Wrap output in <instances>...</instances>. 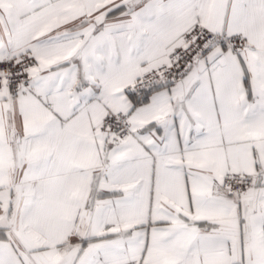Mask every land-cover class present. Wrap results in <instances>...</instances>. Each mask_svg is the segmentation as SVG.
I'll use <instances>...</instances> for the list:
<instances>
[{
	"label": "snow or ice",
	"instance_id": "obj_1",
	"mask_svg": "<svg viewBox=\"0 0 264 264\" xmlns=\"http://www.w3.org/2000/svg\"><path fill=\"white\" fill-rule=\"evenodd\" d=\"M0 264H264V0H0Z\"/></svg>",
	"mask_w": 264,
	"mask_h": 264
}]
</instances>
